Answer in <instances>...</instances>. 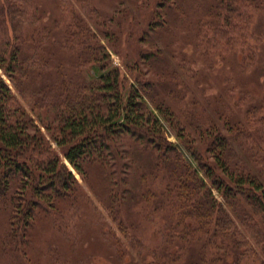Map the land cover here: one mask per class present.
Listing matches in <instances>:
<instances>
[{"label":"trees","instance_id":"obj_1","mask_svg":"<svg viewBox=\"0 0 264 264\" xmlns=\"http://www.w3.org/2000/svg\"><path fill=\"white\" fill-rule=\"evenodd\" d=\"M60 1L51 26L36 0H0L4 257L37 223L76 249L94 218L100 241L120 258L135 251L136 264H264V97L251 103L235 83L209 96L194 68L260 65L264 91V32L254 23L264 0H157L144 33L164 37L166 51L145 48L131 84L93 28L102 26L90 1H80L85 16ZM148 224L160 226L151 246L137 233Z\"/></svg>","mask_w":264,"mask_h":264},{"label":"rangeland","instance_id":"obj_2","mask_svg":"<svg viewBox=\"0 0 264 264\" xmlns=\"http://www.w3.org/2000/svg\"><path fill=\"white\" fill-rule=\"evenodd\" d=\"M66 1H68L72 8L74 7L78 13L85 16V10L80 5V1L82 0ZM84 1H90L89 4L95 8L94 12L99 16L98 24L102 26L100 31L99 29L93 27L88 19L87 21L89 25L95 29L96 34L98 33L101 44H103L106 50L109 52L112 65L119 69L120 75L125 78L126 83H135V77H139L144 70L141 53L145 51V48L153 46L154 48H157V50H160L161 53L166 51V46L164 44L166 39L164 37L155 39V36L152 37V34H148V36L145 35V33L148 32V23L151 22V14L153 13L154 8L156 9L157 0ZM36 3L38 5L39 13L44 16V21L50 20V25L55 26V20L58 18V14L61 9V1L36 0ZM254 23L256 33L264 32V17L256 15ZM105 31L111 35L105 36ZM128 34H131V39L128 37ZM187 34V31L183 33V35L186 36ZM59 39L60 33L55 29L53 31L51 41H58ZM111 39L112 42L110 41L109 43V40ZM112 45L116 47L113 48ZM189 48L190 47L188 46L187 51H189ZM195 58L196 57L194 56L193 59ZM135 64H138V68ZM194 68L197 71L199 68L202 69L198 86L205 87V92L209 96L218 94V92L224 90L230 83H235L237 84L238 88H245L250 91L253 97L251 103H258L264 97V91L259 86V82L262 80L260 75V65H257L255 68L248 70V72L245 73H241L238 69H236L234 64H229L223 68L219 66L217 67L219 68L218 70L211 72H208L210 68L203 67L201 63H196ZM181 78H184V76L181 75ZM3 79L5 82H7V84H10L6 77H3ZM26 109L28 110V108ZM32 119L36 125H39V122L35 117H32ZM163 123L168 139L171 142L177 144L180 150L183 151V145L175 139L173 129L170 128L165 122ZM41 129V131L48 137L47 132L42 127ZM48 139L50 140L49 137ZM52 145L53 147H56L55 144ZM184 154L188 159L186 152ZM65 164L67 167L71 168L66 161ZM76 177L79 182L82 183L77 175ZM94 205L97 206L102 215H105V213L95 201ZM154 207L155 206H153L151 209L154 210ZM105 218L109 226L117 233L118 236H120L114 224L106 216ZM93 220L94 218L91 219L92 228L85 229L82 238L79 237L80 244L77 245L79 247L76 249H73L71 243L67 242L63 238L60 242L58 239H56L55 235H53L52 231L50 232L47 227L45 228L43 225H40V223H37L31 230V236L28 239L27 245L23 246V248H21V246L18 248L19 250L21 248L19 253L12 252L13 254L6 255V257H4V254L0 249V264H25L22 261L24 259L30 264H136V260L138 259L137 256H135L136 258L130 256L135 255V251L130 249L128 252L129 255H125L124 257L120 258L113 248L105 246L100 241L101 238L98 233V224L96 223V225H94L95 227H93V223L95 222V220ZM159 220L160 225L165 226L167 219L162 217ZM131 222L132 221L130 220V226L135 227L136 224ZM143 222L137 223L139 228ZM159 227L160 226L158 225L152 227V224H148L146 225V229L144 231L141 232V228L140 231L138 229L139 232L137 233L146 237V242H148L149 246H151L158 240L154 236V233L159 231ZM166 231H168V229H166ZM49 248L51 250L56 248L60 255L55 254V251L48 254L47 250ZM10 256L16 257L11 258ZM149 258L150 257L148 256L147 260H149Z\"/></svg>","mask_w":264,"mask_h":264}]
</instances>
